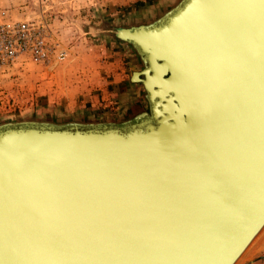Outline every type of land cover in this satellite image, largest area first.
I'll return each mask as SVG.
<instances>
[{
    "label": "water",
    "instance_id": "1",
    "mask_svg": "<svg viewBox=\"0 0 264 264\" xmlns=\"http://www.w3.org/2000/svg\"><path fill=\"white\" fill-rule=\"evenodd\" d=\"M156 9L113 114L0 117V264H231L263 222L264 0Z\"/></svg>",
    "mask_w": 264,
    "mask_h": 264
},
{
    "label": "rangeland",
    "instance_id": "2",
    "mask_svg": "<svg viewBox=\"0 0 264 264\" xmlns=\"http://www.w3.org/2000/svg\"><path fill=\"white\" fill-rule=\"evenodd\" d=\"M168 1L0 0V21L44 19L66 51L60 62L18 60L0 71V117L74 110L113 114L133 67L111 30L149 19ZM236 264H264V229Z\"/></svg>",
    "mask_w": 264,
    "mask_h": 264
},
{
    "label": "built area",
    "instance_id": "3",
    "mask_svg": "<svg viewBox=\"0 0 264 264\" xmlns=\"http://www.w3.org/2000/svg\"><path fill=\"white\" fill-rule=\"evenodd\" d=\"M65 56V49L44 19L0 21V71L18 60L46 66L52 61H62Z\"/></svg>",
    "mask_w": 264,
    "mask_h": 264
},
{
    "label": "bare ground",
    "instance_id": "4",
    "mask_svg": "<svg viewBox=\"0 0 264 264\" xmlns=\"http://www.w3.org/2000/svg\"><path fill=\"white\" fill-rule=\"evenodd\" d=\"M263 229H264V220L261 223V225L259 226V228H257V230L255 232H253V234L249 237V239L247 240V242L237 252V254L234 257V259L231 262V264H236L242 258V256L246 253V251L248 250V248L252 245V243L255 241V239L262 232Z\"/></svg>",
    "mask_w": 264,
    "mask_h": 264
},
{
    "label": "crops",
    "instance_id": "5",
    "mask_svg": "<svg viewBox=\"0 0 264 264\" xmlns=\"http://www.w3.org/2000/svg\"><path fill=\"white\" fill-rule=\"evenodd\" d=\"M127 86H128V78H127V80H126V84H125L124 88L127 87ZM124 88H123V89H124ZM123 89H122V90H123Z\"/></svg>",
    "mask_w": 264,
    "mask_h": 264
}]
</instances>
